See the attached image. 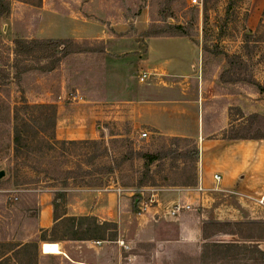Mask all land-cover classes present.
<instances>
[{
  "label": "rangeland",
  "instance_id": "1",
  "mask_svg": "<svg viewBox=\"0 0 264 264\" xmlns=\"http://www.w3.org/2000/svg\"><path fill=\"white\" fill-rule=\"evenodd\" d=\"M106 1L111 6L100 8L89 4L90 0H9L10 13L0 19V170L4 172L0 257L9 264H34L30 249L16 250L17 254L9 249L35 242L36 264H223L211 260V240L240 238L228 233L230 226L204 232L203 223L264 220V201L263 209L252 218L227 219L221 211L214 214L212 207L201 206L195 186L203 155L196 138L173 136L144 121V106L152 101L184 100L177 93L165 95L163 87L168 84L145 82L164 55H178L187 65L194 89V84H202L190 92L192 100L200 103L189 106L205 128L217 121L216 126L224 127L218 132L224 140L264 132V122L250 118L251 114L264 117V94L249 82L252 78L264 87V0H202L201 5L191 0ZM177 24L185 26L189 36H165L170 25ZM92 31L95 38L73 37L92 35ZM15 38L73 41L64 56L56 49L40 59L36 54L19 60L14 67ZM184 40L194 48L187 59H182ZM227 56L239 58L230 67ZM56 58L60 61L53 69L42 70ZM227 68L231 71L220 78ZM142 71L144 84H138ZM56 101L70 108L58 121L55 116L52 129L46 119L40 120L42 111L50 112L33 106L54 104L57 111ZM15 108L35 127L28 131L27 147L18 157L12 142ZM56 127L68 133L57 138ZM89 129L95 137H90ZM142 132L147 133L145 138L140 137ZM258 142L264 147V140ZM161 150L178 153L152 163L147 173L140 157L128 156ZM179 152L185 157L177 156ZM260 155L258 160H264ZM106 165L114 170L107 172ZM58 189L66 192L65 210L68 195L83 190L115 191L122 197L120 217L117 204L116 240L68 239L63 224L53 235L49 232L53 220L48 228H40V211L46 206L52 210ZM178 202L188 206L168 215L165 209ZM44 237L55 238L62 253H42ZM246 244L254 246L250 241ZM258 246L264 250V241ZM255 256L247 251L246 263L259 264Z\"/></svg>",
  "mask_w": 264,
  "mask_h": 264
},
{
  "label": "crops",
  "instance_id": "2",
  "mask_svg": "<svg viewBox=\"0 0 264 264\" xmlns=\"http://www.w3.org/2000/svg\"><path fill=\"white\" fill-rule=\"evenodd\" d=\"M106 2L111 3L106 0H90L89 4H96L103 8L110 5L106 4ZM92 32V35L77 34L73 37L95 38L96 33L95 31ZM180 44L186 48V51L182 52V59H187V53L189 55L194 48L186 40ZM176 45L178 44L175 43L174 46ZM164 56L163 60L155 63L154 67L157 68V71L152 76H148L145 84H168L169 87H163V90L166 91L165 95L177 93L179 100L182 99L184 101L169 103V97H167L166 102L161 100L153 103L152 101L151 105L144 106V110L148 113L146 115L144 111V121L152 122L155 128L168 131L173 136L196 138L203 155L202 167H199L200 183L203 190L198 192L197 196L201 206L212 207L214 214H218L221 211L222 215H225L227 219L252 218L250 215L255 214V212L259 213L261 208L263 209V203L259 202V196L264 195V183H261L260 179L258 180L256 170L261 174V180L264 181V160H258L262 158L260 154L264 155V147L258 141L264 139L224 140L218 134L224 127L216 126L215 123L217 121H213L214 124L210 122L205 128L202 121L199 122L198 117L189 106L200 103V100H192L194 93L190 92H192V89L194 92L198 85L200 87L202 84H194L196 85L194 89L191 82L193 78L186 71L187 65L182 64L184 61H180L177 58L178 55L171 53ZM143 73L144 71L140 75ZM137 81L138 84H144V81ZM200 97L203 99L202 96ZM56 102L58 103L56 111L58 121L62 112L70 107H61L59 101ZM200 111L202 113V107ZM191 128H193V131L195 129L194 135L193 132L191 133ZM89 132L91 133L92 130L89 129ZM67 133L56 127L57 138H63ZM95 136L94 132L90 135V137ZM257 165L258 168H256ZM259 165H261L260 168ZM214 175H218L219 179L215 180ZM118 202L120 217L125 202L122 201V197L118 196L115 191L95 193L92 190H83L82 193H78L75 196L70 193L66 205V215H93L101 219L100 221L118 223ZM49 207L46 206L40 211V228L42 229L48 228L52 224V210ZM146 210L150 211L147 208ZM166 210L165 212L167 213L168 210ZM234 212L239 213L238 215L240 216H233ZM40 250L42 252L41 246Z\"/></svg>",
  "mask_w": 264,
  "mask_h": 264
},
{
  "label": "trees",
  "instance_id": "3",
  "mask_svg": "<svg viewBox=\"0 0 264 264\" xmlns=\"http://www.w3.org/2000/svg\"><path fill=\"white\" fill-rule=\"evenodd\" d=\"M231 7L230 2L227 4V10ZM10 13L9 0H0V19L7 17ZM262 15L264 16V7L262 10ZM170 32L165 36H189L187 29L183 25H170ZM147 36H159L158 34H146ZM246 39L250 38L249 35L245 34ZM70 39H21L15 38L13 40L14 48V67H17L18 61L23 59H29L30 56L40 54L36 56V59H40L45 56V53L54 51L56 49L60 50V56H64L67 52L68 43H71ZM238 56H227V63L230 67L234 65ZM60 61V58H56L48 64H44L41 68L42 70H51ZM229 67V69H230ZM228 69V68H227ZM226 72H221L220 78H223L225 73H229V69ZM249 82L257 87L259 93L264 94V87L258 82L249 79ZM29 107L28 104H25ZM40 109H45L42 111L41 118L47 120L49 127L54 129L55 127V116L56 107L54 104H37ZM250 118H258L260 123L264 122V117L258 114H251ZM14 125L12 130V142H13V153L15 157L21 155L23 148L27 147L29 133L28 131L33 130L34 124L29 120H25L19 115V111L15 108L14 111ZM35 121V120H33ZM28 133V134H27ZM229 139H264V132L259 134H254L253 136H232ZM93 143H97V140H92ZM177 151L161 150L158 152H130L128 156H137L143 160L144 172L149 171L150 165L156 161H160L166 157L174 156ZM177 156L185 157L183 152H179ZM197 158V149L193 150V159ZM107 172H112L114 167L112 165H106L103 167ZM2 180L0 179V184ZM65 199L66 192L62 189H58L54 192V197L51 202L52 205V220L53 224L49 232L54 233L57 231L59 225H65L64 235L69 237L68 239H80V240H99V241H114L117 238V224L113 221H100L97 217L93 215H79V216H68L65 210ZM203 231L205 232L207 228H215L218 226H230L232 227L230 235L239 236V241H213L210 242L211 248V260L222 261L223 264H247L245 258V253L250 251L254 253L255 262L259 264H264V250H261L258 244L264 241V220H234V221H220V220H207L203 223ZM41 233L46 230H40ZM44 241L57 242L53 237L42 238ZM250 241L254 243V246H247L246 242ZM31 250L30 259H33L34 264H36L37 258V245L33 243L16 244L9 251L16 253V250ZM0 264H9L8 259L5 257H0Z\"/></svg>",
  "mask_w": 264,
  "mask_h": 264
},
{
  "label": "built area",
  "instance_id": "4",
  "mask_svg": "<svg viewBox=\"0 0 264 264\" xmlns=\"http://www.w3.org/2000/svg\"><path fill=\"white\" fill-rule=\"evenodd\" d=\"M191 1H192L193 3L198 4V5H201V3H202V0H191ZM145 77H146V73H143V74H141V75L139 76L138 80H139L140 82H142V81H144ZM146 136H147V133H145V132H142V133L140 134V137H144V138H145ZM214 179H215V180H218V179H219V176H218V175H214ZM195 189H197L199 192L203 190L202 185H201V183H200V177H199V176H198V180H197V184H196V186H195ZM263 201H264V198L262 197V198L259 200V202H260V203H263ZM187 206H188V205H184V204L178 202V203H176L174 206H172V207H170V208L168 209L167 214L170 215V216H174V215L178 214V213L180 212L181 209H183V208H185V207H187Z\"/></svg>",
  "mask_w": 264,
  "mask_h": 264
},
{
  "label": "bare ground",
  "instance_id": "5",
  "mask_svg": "<svg viewBox=\"0 0 264 264\" xmlns=\"http://www.w3.org/2000/svg\"><path fill=\"white\" fill-rule=\"evenodd\" d=\"M42 252L45 254H60L62 253L60 250L59 243L57 242H49L44 241L41 244Z\"/></svg>",
  "mask_w": 264,
  "mask_h": 264
},
{
  "label": "water",
  "instance_id": "6",
  "mask_svg": "<svg viewBox=\"0 0 264 264\" xmlns=\"http://www.w3.org/2000/svg\"><path fill=\"white\" fill-rule=\"evenodd\" d=\"M3 29L5 30V26L3 27ZM3 174H4L3 170H0V178L1 176H3Z\"/></svg>",
  "mask_w": 264,
  "mask_h": 264
}]
</instances>
